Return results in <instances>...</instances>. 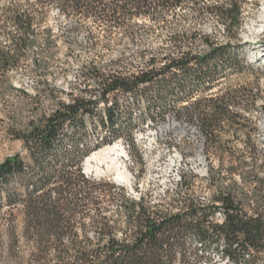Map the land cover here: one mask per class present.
<instances>
[{
	"label": "trees",
	"instance_id": "trees-1",
	"mask_svg": "<svg viewBox=\"0 0 264 264\" xmlns=\"http://www.w3.org/2000/svg\"><path fill=\"white\" fill-rule=\"evenodd\" d=\"M199 4V0H0V74L23 62L38 39L51 51L55 34L45 24L52 10L75 21L74 33L92 24L91 40L116 30L132 39L138 22L165 23L189 6L198 16L215 15L226 23L228 32L240 28L237 0ZM195 35H171L174 56H165L162 65L152 57L129 75L95 64L82 68L84 91L90 92V81L97 83L101 86L98 97L69 94L63 102L51 93L54 107L16 132L15 137L23 140L22 151L0 161V207L7 208L0 229L13 264H196L187 257L192 253L185 246L189 235L201 242L222 238L224 254L237 264H243L239 258L245 254L251 257L259 250L264 220L247 215L234 189H219L212 198L217 206L210 210L219 207L223 216L217 225L192 200H185L181 207L173 200L160 210L143 197L130 199L113 180L84 171L85 160L94 151L112 140L131 138L132 124H121L117 101L125 94L146 99L136 94L140 87L159 90L154 102L164 107L151 108V115L172 111L177 119L195 118L209 154L223 157L230 133L234 137L244 133L245 146L255 147V128L244 116L255 107L253 83L238 90L226 85L216 97L212 90L222 84L219 79H226L227 71L264 75V68L245 61L246 44L235 36L236 42L224 44L199 36L207 48L196 54L189 46ZM194 89L208 94L199 96ZM179 103L190 108L177 109ZM89 124L93 125L90 131ZM210 175L215 183L217 176ZM114 196L120 198V211L108 214L103 204Z\"/></svg>",
	"mask_w": 264,
	"mask_h": 264
},
{
	"label": "rangeland",
	"instance_id": "rangeland-1",
	"mask_svg": "<svg viewBox=\"0 0 264 264\" xmlns=\"http://www.w3.org/2000/svg\"><path fill=\"white\" fill-rule=\"evenodd\" d=\"M225 1L199 0V5ZM237 2L241 8V26L234 30L235 33L228 32L226 23L215 15L198 16L189 6L165 23L138 22L133 28L136 35L132 39L116 30L110 36L98 34L91 40L88 33L94 30L92 24L86 23L74 33L75 21L52 10L45 24V28L55 34L51 51H47L43 41L38 39L23 62L5 75L0 74V161L22 151L23 140L15 137L16 132L25 130L38 114L47 113L54 107L49 99L51 93L52 98L57 97L63 102H67L69 94L100 95L101 86L91 81L88 83L90 92L84 91L82 68L95 64L106 71L117 70L129 75L152 57L162 65L166 62L165 56L175 55L170 42L173 34L188 36L195 33L189 46L196 54H202L207 48L199 36H207L214 44L236 42L235 36L237 42L246 44L242 49L245 61L254 64L255 68H264V0ZM35 62L39 64L38 68ZM248 73L227 71L226 79H219L222 84L212 93L216 97L226 85L238 90L245 83H253L255 107L244 115L255 128L252 150L245 146L244 133L237 137L230 133L226 137L225 155L220 158L209 154L195 118L177 119L172 111L164 116L151 115V108L164 107L154 102L159 90L140 87L136 94L145 95L146 99L137 100L134 95L125 94L118 96L117 101L121 124H132L131 138L112 140L94 151L92 154L103 150L87 165L86 175L111 179L125 188L130 199L137 201L143 197L149 205H159L160 210L170 207L173 200L178 201L174 204L178 207L184 206L185 200H192L197 206L204 207L207 220L217 225L222 224L223 216L218 214L222 212L219 207L210 210L217 206L212 198L219 189L231 188L239 194L248 216L264 220V75L254 71ZM194 94L208 93L195 91ZM182 107L190 108V105H177V109ZM232 110L242 114L238 109ZM92 126L89 124L88 131ZM213 173L218 179L215 183L210 180ZM120 204V198L114 196L109 204L103 205L110 214L119 212ZM6 211L2 204L0 226ZM1 234L0 229V264H13ZM185 246L192 252L187 256L192 263L237 264L224 254L226 243L222 238L201 242L189 235ZM240 259L243 264H264V242L251 257L245 254Z\"/></svg>",
	"mask_w": 264,
	"mask_h": 264
},
{
	"label": "bare ground",
	"instance_id": "bare-ground-1",
	"mask_svg": "<svg viewBox=\"0 0 264 264\" xmlns=\"http://www.w3.org/2000/svg\"><path fill=\"white\" fill-rule=\"evenodd\" d=\"M102 151H103V150H102ZM102 151H100L98 154H97V153L92 154L89 158H87V159L85 160V163H84V169H85V172H87V165H89V163L91 162V160H92L93 158H95L96 155L101 154ZM218 214L221 215L220 213H218Z\"/></svg>",
	"mask_w": 264,
	"mask_h": 264
}]
</instances>
